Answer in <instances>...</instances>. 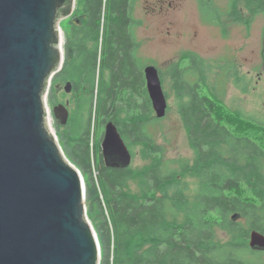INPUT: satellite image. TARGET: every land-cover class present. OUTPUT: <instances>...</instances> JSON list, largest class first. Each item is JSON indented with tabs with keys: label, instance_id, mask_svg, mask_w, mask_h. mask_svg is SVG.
I'll return each mask as SVG.
<instances>
[{
	"label": "trees",
	"instance_id": "trees-1",
	"mask_svg": "<svg viewBox=\"0 0 264 264\" xmlns=\"http://www.w3.org/2000/svg\"><path fill=\"white\" fill-rule=\"evenodd\" d=\"M132 7L130 0H79L69 19L71 30L65 31L63 67L52 80L73 82L81 95L78 113L84 101L89 107L82 132L72 142L66 134L61 145L85 178L88 215L95 216L101 243L100 264H264V251L248 246L251 230L264 233V142L250 133L264 131V125L202 94L198 82L190 85L183 78L190 63L177 65L173 80L196 157L192 165L181 164V174L190 171L200 181L192 199L181 190L168 192L180 171H167L160 146L152 165L140 171L142 198L128 189L129 179L139 174L130 167L107 166L99 140L92 147L95 127L102 130L110 120L131 143H146L149 150L155 143L147 125L160 119L152 116L143 69L137 68L135 43L126 29V11ZM188 57L197 60L192 68L198 72L201 60ZM99 64L110 77L98 81L95 98ZM217 227L228 240H218Z\"/></svg>",
	"mask_w": 264,
	"mask_h": 264
},
{
	"label": "water",
	"instance_id": "water-1",
	"mask_svg": "<svg viewBox=\"0 0 264 264\" xmlns=\"http://www.w3.org/2000/svg\"><path fill=\"white\" fill-rule=\"evenodd\" d=\"M75 0H0V264H100L101 243L89 219L86 183L51 130L47 93L63 67L60 22ZM158 118L168 102L157 67L144 68ZM65 90L72 92L67 81ZM66 124L69 110L53 106ZM107 166L128 168L132 154L117 124L105 123ZM249 247L264 251L253 229Z\"/></svg>",
	"mask_w": 264,
	"mask_h": 264
},
{
	"label": "rangeland",
	"instance_id": "rangeland-1",
	"mask_svg": "<svg viewBox=\"0 0 264 264\" xmlns=\"http://www.w3.org/2000/svg\"><path fill=\"white\" fill-rule=\"evenodd\" d=\"M130 2L134 4L132 0ZM134 2L135 20L133 16L130 17V31L135 43L137 68L143 69V73L147 65L158 68L168 99V108L162 118H158L154 111L152 116L160 120L147 125L149 136L155 140L153 148L149 147L150 150L147 149L146 143H131L123 136L132 154L128 167L139 174L129 179L128 189L142 198L140 171L152 165L155 160L153 152L160 146L163 149L160 160L166 163L167 171H180L178 182L171 185L168 192L173 194L181 190L186 197L192 199L200 191V181L190 171L181 174V164L189 161L192 165L196 157L188 130L182 120L180 100L174 88L173 78L177 74L175 68L177 65L185 68L190 63L187 73L183 74V78H186L190 85L198 82L202 87V94L217 97L230 111L264 125V15L260 13L259 7L263 3L259 0H244L240 3L246 11L241 16L248 23L242 26L238 17L233 16L234 19L229 22L226 15L219 14L225 13L228 0H174L173 6H167L168 11L164 14L159 11L160 0ZM77 3L79 0H75L73 14L76 12ZM69 19L70 17L60 22L64 34L63 42L65 31L70 28ZM190 54L201 60L198 72H193L192 67L197 60L189 58ZM109 77L110 72L99 64L95 89L99 80H108ZM143 77L145 79V76ZM58 81L51 82L47 99L50 108L49 123L61 144L66 134V140L72 142L82 132L89 107L84 101L82 113H78V100L81 95L75 90L67 92L66 82ZM88 87L90 89L91 85ZM121 93L127 95L123 90ZM96 95L97 89L95 98ZM58 104H64L69 110L66 124L58 121L53 114V106ZM104 129L105 124L102 130H99L98 126L95 130L92 128V147L94 143L95 148L96 140L102 142ZM250 133L253 138L264 142V131ZM164 170L166 172L165 165ZM92 172L94 175L98 174L95 167ZM161 194V191L156 192L158 196ZM183 218L184 216L178 221ZM89 219L94 225L95 216L90 215ZM216 237L222 242L229 239L225 230L219 227Z\"/></svg>",
	"mask_w": 264,
	"mask_h": 264
},
{
	"label": "flooded vegetation",
	"instance_id": "flooded-vegetation-1",
	"mask_svg": "<svg viewBox=\"0 0 264 264\" xmlns=\"http://www.w3.org/2000/svg\"><path fill=\"white\" fill-rule=\"evenodd\" d=\"M133 1V7L131 9H128L126 11V15L128 16V24H127V33L131 36V31H130V26H131V20H130V17H134V20H135V0H132ZM244 0H228V5H227V9L225 10V13L221 12L219 13L220 15L224 14L226 15V20L231 22V20H233V16H236L238 17L239 21H240V24L242 26L244 25H248L247 21L244 20V17L241 16L243 14L246 13L245 11V7H243V5H240L241 2H243ZM261 1L263 4L260 5L259 7L261 8L260 9V13L262 15H264V0H259ZM160 3L159 4V11H161L160 13L164 14L166 11H168V8L167 6H170L172 7L173 6V3H174V0H160ZM221 7V6H220ZM258 7V8H259ZM72 17V16H71ZM70 17V18H71ZM243 17V18H242ZM71 30V23H70V28H69V31ZM72 82V81H71ZM73 83V82H72ZM75 90V87H74V84H73V90ZM58 120V119H57ZM59 121V120H58ZM121 133V132H120ZM122 134V133H121ZM123 136V135H122ZM125 139V138H124ZM101 154H102V157H103V161L105 162V159H104V155H103V152L101 150ZM106 164V162H105ZM107 165V164H106ZM110 167V166H109ZM114 168H120V167H114Z\"/></svg>",
	"mask_w": 264,
	"mask_h": 264
},
{
	"label": "bare ground",
	"instance_id": "bare-ground-1",
	"mask_svg": "<svg viewBox=\"0 0 264 264\" xmlns=\"http://www.w3.org/2000/svg\"><path fill=\"white\" fill-rule=\"evenodd\" d=\"M63 41H64V37L62 36V44L64 43ZM63 48H64V46H63ZM47 104H48V99H47ZM48 107H49V105H48ZM49 117H50V111H49V115H48V121H49ZM49 125H50V123H49ZM50 128H51V125H50ZM51 130L53 131L52 128H51Z\"/></svg>",
	"mask_w": 264,
	"mask_h": 264
}]
</instances>
